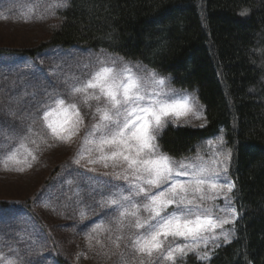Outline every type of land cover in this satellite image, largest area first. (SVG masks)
I'll list each match as a JSON object with an SVG mask.
<instances>
[{"label": "rangeland", "instance_id": "obj_1", "mask_svg": "<svg viewBox=\"0 0 264 264\" xmlns=\"http://www.w3.org/2000/svg\"><path fill=\"white\" fill-rule=\"evenodd\" d=\"M57 3L59 0H0V47H32L44 40L50 27L59 20L58 11L64 8L55 7ZM97 58L116 59L134 67L138 65L144 70L143 74L154 72L157 78H163L165 83L162 86L146 80L145 88L149 93L163 90L167 96L162 98L177 100L187 96L189 102L194 104V111L178 119L174 116L168 118L166 126H201L205 123L204 107L195 92L174 86L169 76L145 64L127 60L106 50L78 46L53 47L33 59L1 54L0 161L9 147L18 146L19 136H27L22 141L26 148H19L17 154L22 163L17 165L9 162L7 169L0 163V200L8 203L7 206L0 205V255L15 261V264H61L56 258L58 252L74 264H170L155 255L148 257L134 251L129 237L144 230L131 226L135 217H120L124 209L105 203L109 193L119 190L123 195H128L133 189L131 175L128 179H124L122 174L116 175L123 172L125 165L105 168L102 163L90 164L87 153L80 159V163L75 162L83 138L95 122L93 113L96 101H89V107L82 103L80 95L74 94L71 97L84 119L79 132L67 142L53 136L51 129L41 119L43 110L37 114L38 105L52 103L55 94L68 102L70 96L67 85L73 82L71 78L84 79ZM70 116V113L54 112L49 120L59 131L61 128L68 129ZM29 127L31 132H28ZM221 137L222 134H217L205 140L188 159L199 155L209 167L222 169L220 163L211 164L212 159H223L222 155L217 154L229 151L224 139L223 143H219ZM28 151L32 155H28ZM98 155L94 152L92 158ZM229 163L230 160L227 161V173H220L221 183L225 176L232 181L228 174ZM21 167L23 170H18ZM178 179L184 180L187 177ZM231 193L228 194L230 197ZM28 201H31L33 209L39 214L40 221L25 206ZM132 202L139 207V217L142 220L148 219L150 213L142 207L146 202L143 194L133 195ZM204 206L211 210L214 217L226 215L219 211L225 207L223 196L206 200ZM174 207L169 206L167 211L170 212ZM231 207L235 208L232 197ZM234 223L224 225V229L234 231ZM220 231L217 229V234ZM117 237L120 239L117 240ZM53 243L57 244L58 251ZM216 243H225L223 237ZM215 248L210 241V256ZM204 250L201 246L198 252L202 254ZM176 264L183 263L178 259Z\"/></svg>", "mask_w": 264, "mask_h": 264}, {"label": "trees", "instance_id": "obj_2", "mask_svg": "<svg viewBox=\"0 0 264 264\" xmlns=\"http://www.w3.org/2000/svg\"><path fill=\"white\" fill-rule=\"evenodd\" d=\"M58 17L37 45L0 47V54L34 58L55 46L102 49L195 92L204 107L203 127L168 124L157 144L185 159L222 134L231 151L228 174L238 218L233 237L210 259L189 253L179 261L264 264V0H69ZM25 206L40 221L31 201ZM56 258L74 264L60 252Z\"/></svg>", "mask_w": 264, "mask_h": 264}, {"label": "snow or ice", "instance_id": "obj_3", "mask_svg": "<svg viewBox=\"0 0 264 264\" xmlns=\"http://www.w3.org/2000/svg\"><path fill=\"white\" fill-rule=\"evenodd\" d=\"M67 6L68 0H59L55 5ZM143 73L144 70L138 65L134 67L116 59L97 58L84 79L71 78L73 82L67 85L70 96L68 102L55 94L52 103L38 105L37 114L43 110L41 119L51 129L53 136L67 142L79 132L84 119L71 97L74 94L80 95L82 103L89 107V101H96L93 113L95 122L86 132L75 162L80 163V159L87 153L90 164L102 163L105 168L125 165L123 172L116 175L122 174L124 179L131 175L133 189L128 195H123L119 190L109 193V199L105 203L124 209L120 212V217H135L131 226L144 230L129 237L132 249L148 257L155 255L159 260L170 264H176L178 259L187 257L189 253L196 254L200 260L210 259L209 242H212L213 247L220 246L216 243L220 237H223V242H229L234 231L225 230L224 225L233 224L238 216L236 209L231 207V197L228 195L235 188V183L226 176L223 178L224 182H220L221 171L227 173L231 151L217 154L223 156L222 160H211L212 165L222 164V169L209 167L199 155L191 160L185 158L176 161L160 152L156 140L168 118L174 116L178 119L188 115L194 111V104L189 102L187 96L180 100L162 98L167 96L163 90L149 93L145 88L146 80H151L157 86L164 85L165 81L157 78L154 72L146 75ZM54 112L71 114L68 129L61 128L58 131L53 126L49 117ZM28 132H31V127ZM24 139H27L26 135L19 136L18 146L9 147L5 152L0 161L5 169L9 167V162L17 165L22 163L17 154L19 148H26L22 142ZM219 143H223L222 137ZM94 152L99 155L92 158ZM28 155H32L31 151H28ZM32 158L35 159L34 156ZM18 170L22 171L23 168ZM178 177L187 179L181 180ZM141 194L146 201L142 207L150 213L146 220L139 217V207L132 202L133 195ZM219 196L225 198V207L219 209L226 213L224 217H214L211 210L204 206L206 200H215ZM172 205L175 207L170 212L167 211ZM217 229H221L219 234ZM180 240L184 242H177ZM201 246L205 249L202 254L198 252ZM0 262L15 264V261L2 255Z\"/></svg>", "mask_w": 264, "mask_h": 264}]
</instances>
